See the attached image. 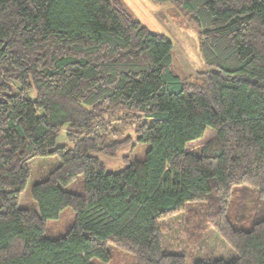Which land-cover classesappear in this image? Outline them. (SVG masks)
<instances>
[{
	"label": "trees",
	"instance_id": "obj_1",
	"mask_svg": "<svg viewBox=\"0 0 264 264\" xmlns=\"http://www.w3.org/2000/svg\"><path fill=\"white\" fill-rule=\"evenodd\" d=\"M160 1L201 26L197 77L175 73L172 41L121 0H0V264L106 263L115 251L187 264L162 229L179 213L191 239L209 227L236 253L192 264H264V0ZM208 127L216 135L188 150ZM131 135L144 156L107 170L101 156ZM38 157L52 162L32 184L36 209L20 197ZM66 208L73 224L48 236Z\"/></svg>",
	"mask_w": 264,
	"mask_h": 264
},
{
	"label": "rangeland",
	"instance_id": "obj_2",
	"mask_svg": "<svg viewBox=\"0 0 264 264\" xmlns=\"http://www.w3.org/2000/svg\"><path fill=\"white\" fill-rule=\"evenodd\" d=\"M125 9L133 17L137 18L151 31L165 34L173 44L172 47V69L182 78L197 77L200 72L208 69L205 61L202 46L201 26L193 21L185 11L171 1L160 0H121ZM64 129L59 137L58 143L65 141ZM133 133L131 128L125 130V134ZM216 135V130L208 127L204 135L188 143L187 149L199 153L205 142ZM129 145L121 148L114 157L102 155L101 159L109 171H118L125 167V155L128 158L143 157L148 144L137 143L135 137ZM49 158L38 157L31 161V179L21 194L20 205L24 207H35L37 205L30 195L31 187L36 178L45 172L51 164ZM82 177L71 183L68 188L79 190ZM180 214V213H179ZM178 215L164 219L162 229L164 232L165 244L168 249L183 251L187 255V264L193 260L211 259L223 257L231 258L236 253L233 248L212 228H206L201 233V238H190L185 228L184 219ZM74 221V212L66 208L56 220L48 221L47 234L50 237L58 236L67 231ZM251 222L245 225L250 226ZM133 264L134 258L131 254L122 251H115L110 262L97 264Z\"/></svg>",
	"mask_w": 264,
	"mask_h": 264
}]
</instances>
